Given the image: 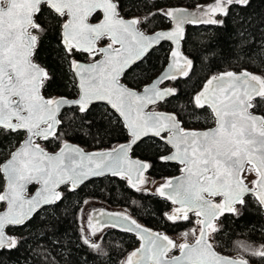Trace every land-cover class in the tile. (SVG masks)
<instances>
[{
  "label": "snow or ice",
  "instance_id": "6c2138e0",
  "mask_svg": "<svg viewBox=\"0 0 264 264\" xmlns=\"http://www.w3.org/2000/svg\"><path fill=\"white\" fill-rule=\"evenodd\" d=\"M249 3L250 0H214L202 9L205 19L188 22L223 26L230 8L247 7ZM97 12L102 16L97 23H91L90 18ZM163 15L175 22L174 30L149 37L139 30V18L127 20L121 15V0H0V133L26 135L11 159L0 166L6 179L0 202L7 204L6 211L0 213V250L17 246L15 238L6 236V228L24 226L39 208L60 201L62 193L57 189L62 184L75 191L88 177L105 173L129 180L135 173L136 183H143L140 176L149 165L131 160L129 153L131 145L142 137L154 136L174 150L172 155L160 159L183 165L181 177L168 180L157 190L160 196L180 206L167 219L187 220L188 213L194 212L202 217L197 221L201 230L194 244L176 245L167 236L142 229L132 220L134 227L123 230L136 232L142 243L121 264H247L242 258L229 259L218 254L209 237L218 231L215 221L225 212L236 214V205H244L246 195L251 194L264 206V116L253 112L254 108L264 107V77L246 71L212 76L190 101L194 108H209L216 121L214 129L202 133L185 130L175 114L147 113L148 105L175 95V90L160 91L152 86L137 93L121 82L123 74L160 39L177 44V50L172 52V67L164 79L186 77L192 66L191 60L179 51L183 24L189 14L172 10ZM53 34L60 55L83 52L93 61L87 65L71 61L78 100L43 95L52 76L36 63L35 57ZM239 35L244 36V30ZM102 40L108 44L98 48ZM52 50L57 51L55 47ZM93 101H106L115 110L131 137L129 144L114 152L87 155L67 142H62L59 152L48 153L36 142L61 140L65 128L61 110L75 109L83 114ZM164 132L171 135L164 136ZM246 165L258 177L254 181L258 191L249 189L241 178ZM33 182L41 187L34 197L28 198L26 187ZM136 183L132 186L136 187ZM205 194L221 196L223 201L212 203ZM89 227L92 228L91 219ZM95 231L92 229L90 235ZM82 238L94 251L100 249L88 236ZM177 247L180 255L166 259L167 253ZM251 254L264 257V247L251 250Z\"/></svg>",
  "mask_w": 264,
  "mask_h": 264
},
{
  "label": "trees",
  "instance_id": "16d2710c",
  "mask_svg": "<svg viewBox=\"0 0 264 264\" xmlns=\"http://www.w3.org/2000/svg\"><path fill=\"white\" fill-rule=\"evenodd\" d=\"M208 1L121 0V15L139 18L142 29L151 32L169 26L168 17L163 15L166 8L194 7ZM125 4L130 7H124ZM99 17L96 13L91 19L96 21ZM223 19V26L204 24L186 27L182 49L192 66L188 76L169 82L176 94L155 106L173 112L184 128H207L213 124L207 107L197 109L190 103L209 76L220 71L245 69L264 77V0H250L247 7L233 6L228 17ZM240 30H244V36L239 35ZM55 39V34L48 36L35 57L52 76L43 94L72 98L76 96L77 89L69 69L70 61H86L89 55L75 52L63 57L59 54V45L54 44ZM54 47L56 52L52 50ZM169 49L167 43H162L126 71L122 81L133 88L142 87L165 65ZM253 110L264 116V107ZM60 118L65 124L64 135L59 141L50 138L42 142L49 150L57 149L66 141L77 143L87 150L104 149L128 139L117 116L100 104L91 106L83 114L67 109ZM22 139V132L0 133V164ZM166 152L167 147L157 138L145 139L133 149L134 156L149 163V177L154 180L177 174L179 170L178 165L160 159ZM3 184L0 173V192ZM61 193L60 201L42 209L24 226L8 228V232L15 235L17 246L0 250V264H120L137 245V239L132 234L110 228L103 231L97 243L100 246L98 251L86 245L79 213L87 199L99 200L112 208H122L138 222L169 235L185 236L187 233L185 237L188 240L194 236L197 218L193 214H189L187 220H168L172 209L168 201L153 191L130 187L125 178H97L75 191L65 187ZM217 228V232L211 233V241L218 251L246 257L253 264H264V257L251 254V250L264 245V213L253 197H246L245 204L237 208L236 214L222 215ZM245 248L249 250L245 251Z\"/></svg>",
  "mask_w": 264,
  "mask_h": 264
},
{
  "label": "water",
  "instance_id": "95a60500",
  "mask_svg": "<svg viewBox=\"0 0 264 264\" xmlns=\"http://www.w3.org/2000/svg\"><path fill=\"white\" fill-rule=\"evenodd\" d=\"M213 2H214V0H210V1L206 2V3L198 4V5L194 6V7L172 6V7H169V8H166V9H165V12L172 11V10H183V11H185L186 13L189 14V15L186 17V22L183 24L182 38H181L180 41H179V51H180V53L182 54V57H186L187 59L190 60V58L188 57V55H186V54L184 53L183 49H182V42H183V39H184V34H185V29H186V27H187L188 25H196V26H197V25H204V23H192V22H188V21H196V20H199V19H205L206 17L203 16L202 9H206L207 6L213 4ZM97 13L99 14L100 17L102 16V13H100V12H97ZM95 14H96V13H95ZM100 17H99V18H100ZM123 17H124V16H123ZM91 18H92V17H91ZM91 18H90V22H91V23H97V22H98V19H97L96 21H93ZM124 18L127 19V20H130V19H132V18H137V17H124ZM168 19H169V26H168L167 28H160V29H156V30L151 31V32H146V31L142 30V29L140 28V25H139V30H140L141 32H143V34H144L145 36H149V37H155L158 33H167V32L173 31L174 28H175V22H174L171 18H169V17H168ZM162 43H167V44L169 45V47H170V49H169V53H168V56H167V61H166L165 65L162 67V69H161V70H160V71H159V72H158V73H157V74H156V75H155V76H154L149 82H147L146 84H144L142 87H140V88H138V89H137V88H133V87L128 86L126 83H124V82L122 81V78H121V82L124 83V84H126L129 88L135 90L137 93H142L143 90H144V88H146V87H152V86H156V87H158L160 91H166V90H168V89H173V90H175L174 87L171 86V85L169 84V82L172 81V80H170V79H164L166 73H168L169 70H170L171 67H172V62H173L172 52L177 50V44H176V42H175L174 40H165V39H160V40H158L156 43H154V44L148 49L147 53L143 56L142 59H144V58H145V57H146V56H147L152 50H154L155 48H157L158 46H160ZM107 44H108V41H107V40H106V42L100 41V42L97 44V47H98V48H103V47H105ZM80 53H83V52H80ZM83 54L89 55L88 53H83ZM96 58H97V59H100L99 56H97ZM142 59H141V60H142ZM72 60H75V61H77L78 63H80V64H85V65L90 64V63L93 62L92 60H86V61L78 60V59H72ZM72 60H71V61H72ZM141 60H138L136 63H138V62L141 61ZM35 61H36V60H35ZM71 61H70L69 69H70V71H71V74H72V76H73V79H74V82H75V86H76V89H77V94H76V96H75V97H72V98H68V97H63V96H45V95L43 94L46 98H54V99L65 98V99H67L68 101H74V100H78V99H79V89H78V87H77V83H76V81H77V77H76L75 74H74V70H73V68H72ZM36 63H38V62L36 61ZM136 63H135V64H136ZM38 64H39V63H38ZM135 64H133V65L131 66V68H132ZM39 65H40V64H39ZM40 66L43 67L42 65H40ZM181 66H183V61H181ZM43 68H44V67H43ZM129 69H130V68H129ZM129 69H128V70H129ZM128 70H127V71H128ZM245 71L248 72V73H252V74H255V75H257V76H260L259 74H256V73H254V72H251V71H249V70H245V69H244V70H240V71H234V70L220 71V72H218V73H215V74L209 76V77L205 80L204 84L201 86V88L198 90L197 93L201 92V91L206 87V85H207V81H208L212 76L220 75L221 73H226V72H233V73H236V74H240V73H243V72H245ZM179 77H182V76H178V78H179ZM172 96H173V95H172ZM169 97H171V96H168V97H166V98L160 100V101H159L158 103H156V104H150V105H148V106L146 107L145 111H146L147 113H149V114H152V113H159V114H174L173 112L168 111V110H166V109L155 108V106L159 105L161 102H163L164 100L168 99ZM98 104L103 105V106L107 107L108 109H110V110H111V111L117 116V118H118V114L115 112V110H113V109L110 107V105L107 104L106 101H93V102L89 105V108H90L91 106H93V105H98ZM65 110H67V108H63V109L61 110V115H62V113H63ZM208 110L211 112V110H210L209 108H208ZM253 112H254V114L257 115V116H262L261 114H259L258 112H255L254 110H253ZM61 115H60V116H61ZM211 115H212V113H211ZM212 117H213V116H212ZM118 119H119V118H118ZM119 121H120V119H119ZM121 124H122V123H121ZM122 125H123V124H122ZM123 127H124V126H123ZM182 127H183V126H182ZM215 127H216V121H215L214 118H213V124H212L210 127H207V128H199V129L184 128V127H183V128H184L185 130H193V131L201 132V133H202V132L208 131V130H210V129H214ZM124 129H125V131H126V134H127V136H128V139H127L126 141H123V142L117 143V144H115V145L112 146V147H108V148H104V149H92V150H87V149L83 148L82 146H80V145L77 144V143H73V142H69V141H66V142H67L70 146H72V147H75V148H79V149H81V150L83 151V153H85V154H87V155L94 154V153H101V152H114L116 149L120 148L121 145H127V144L130 143V139H131V137H130V135H129L127 129H126L125 127H124ZM22 133H23V139L21 140V142L19 143V145H17V146H16V147H15V148L9 153V155H8V156H7L2 162H1L0 166L5 165V164L11 159V155H12V153H14L15 151H17V150L21 147L22 143H23L24 140L26 139V135H25V133H24V132H22ZM162 135H164V136H170L171 134L168 133V132H164V133H162ZM148 138H157V139H160V140H161L160 137H154V136H146V137H142V138H141L140 140H138L135 144H132V145H131V152L129 153V157H130L131 160H134V161H141V162H144V163H146V164L149 165V163H148L146 160L140 159V158H138V157H136V156L133 155V149H134V147H135L136 145H138L140 142H142L143 140L148 139ZM39 141H42V142H45V141H44V140H37L36 142L39 143V144L45 149V151H47L48 153H57V152H59V151H60V148H61V145H62V144H61V145H60L57 149H55V150H49V149H47L45 146H43ZM161 141H162V142L165 144V146L167 147V152H166L163 156H170V155H172L174 150L172 149L171 145L166 144L163 140H161ZM162 161H164V160H162ZM164 162L174 163V164L178 165L179 170H178L177 174H174V175H171V176L165 177L164 179H162V181L158 182V184L156 185V187H155L153 193L156 194L157 196H159V197L165 199L166 201H168V202L170 203V205L172 206V209H171V212L169 213V215H171V214H174V210H175L176 208L180 207V206H179L178 204H173L171 200L166 199L165 197L160 196V195L158 194V191H157V190H158L162 185H164L168 180H170V179H171V180H174V179H176V178L181 177V176L183 175V173L181 172V168L183 167V165H181V164H179V163H177V162H175V161H164ZM247 167H250V165H246V166H245V170L242 172V174H241V178L244 180V183L249 187V189H251L252 191H258V187L254 184V181H256V180L258 179L256 173L254 172V173H255V178L253 179V181H252L251 184H249L248 181L246 180V178L244 177V173H245ZM1 174H2V173H1ZM2 176H3L4 184H3L2 191H1L0 193H3V192L5 191V188H6V179H5V177H4L3 174H2ZM102 177H120V176H112L110 173H105L104 175H101V176H90V177H88L87 179H85L83 183H81L80 185H78V186L76 187L75 190L79 189L83 184H85V183H87V182H89V181H91V180H93V179L102 178ZM147 177H149V167H148L146 170H144L143 173H142L141 176H140V179L143 180V183H136V182H137V176H136L135 173H133V175H132V177H131V180H129L128 178H125V179L127 180L128 185H129L130 187H132V188H134V189H141V188H143V186L146 184V182H147ZM133 183H136V187H133V186H132ZM40 187H41V185L36 184V183H34V182L28 184L27 187H26V196H27L28 198L34 197V196L36 195V193L38 192V190L40 189ZM65 187L69 188V185H63V184H62V185H60V186L58 187L57 191L61 192L62 189L65 188ZM166 191H167V189H166ZM248 196H251V197H253V198L256 200V198H255L254 196H252L251 194L246 195L245 198L248 197ZM205 198L208 199V200H210L212 203H221V202L223 201V197H221V196H215V197H213V196H208L207 194H205ZM245 198H244V199H245ZM57 202H58V201H57ZM57 202H56V203H57ZM256 202L258 203L257 200H256ZM0 203L2 204V207H1V209H0V213H2V212H4V211H6V209H7V204H6L5 202H0ZM53 205H54V204H53ZM258 205L261 207V209H262V211H263V213H264V206H261L259 203H258ZM49 206H52V205H44V206H42L41 208H39V209L33 214V216H34L35 214H37L38 212H40L42 209H44V208H46V207H49ZM239 206H241V205H236V208H238ZM189 214H193L198 220L202 219V217H197V216L195 215L194 212H189L188 215H189ZM224 214H233V213L225 212ZM224 214H223V215H224ZM33 216H32V217H33ZM122 216H127L129 219H128V220H123V219H121ZM220 217H221V216H220ZM220 217L218 218V220L220 219ZM90 219H91V222H92V228H90V227H89V228H90L91 230H92V229H96V232H101V234H102L103 231H105L106 229H110V228H111V229L119 230V231H121V232L129 233V234H132L133 236H135V238L137 239V242H138L137 245H136V246H135V247H134L129 253H127V255L124 257V259H123L122 261H125L126 258H127V257H128L133 251H135V250H137L138 248H140L141 243H142V241L140 240V238H139V236H138V234H137L136 232H129V231H124V230H123V229L126 228V227H134L133 225H131V221H132V220L136 221V224L140 225V227H141L142 229L150 230V231L153 232V233H159L161 236H167L169 239H171V240L175 243V241H174V239L172 238L171 235H169V234H167V233H165V232H162V231H160V230H156V229H154V228H151V227H149V226H146V225H144V224L138 222L134 216H132L131 214H129L126 210H124V209H122V208L115 209V208H112V207H110V208H109V207H101V208L94 209V210H92V211L90 212V215L88 216V226H89V220H90ZM218 220L215 221L216 226H217V222H218ZM113 225H115V226H113ZM10 227H12V226L7 227L6 230H5V232H6V236L11 237V238H15V239H16L15 235H13V234H11L10 232H8V228H10ZM16 227H21V226H16ZM200 230H201V225L198 223V224H197V232H196V234H195V237L192 239V241H189V242H183V243H188V244H190V245H191V244H194V243H195V240H196L197 237H198V234H199ZM209 239H210V242L212 243V241H211V235H210ZM183 243H181V244H183ZM175 244H176V243H175ZM212 244H213V243H212ZM213 247H214L215 251H216L218 254H220L221 256H223V257H225V258H229V259H239V258H242V259H244V260L247 261V264H253V263H251L246 257H243V256H233V255L224 254V253H221L220 251H218V250L216 249V247L214 246V244H213ZM6 249H7V248H6ZM173 251H175V254L169 256V254H170L171 252H173ZM179 255H180V249H179V248H178V249H177V248H173V249H171V250L167 253L166 259L171 260V259H173V258H175V257H177V256H179ZM120 264H121V263H120Z\"/></svg>",
  "mask_w": 264,
  "mask_h": 264
},
{
  "label": "rangeland",
  "instance_id": "374dc122",
  "mask_svg": "<svg viewBox=\"0 0 264 264\" xmlns=\"http://www.w3.org/2000/svg\"><path fill=\"white\" fill-rule=\"evenodd\" d=\"M141 27V26H140ZM142 29V27H141ZM143 30V29H142ZM87 60H91V59H87ZM42 144V141H39ZM43 145V144H42ZM44 146V145H43ZM248 168L246 169L245 173H244V177L246 178V180L248 181L249 184L252 183L253 179L255 178V173L254 172H249ZM162 181V179L159 180H154L151 177H147V182L146 184L143 186V189L149 190V191H154L156 185L158 184V182ZM101 207H109L107 206L105 203L96 200V199H87L83 202L81 209H80V213H79V222H80V226H81V232H82V236H88V238L93 242V243H98L101 237V232H96L94 235H90V232L92 231L89 226H88V216L90 215V212L94 209L97 208H101ZM110 208V207H109ZM118 209V208H115ZM171 212V211H170ZM169 212V213H170ZM198 221V219H197ZM197 222H196V227H195V234L197 232ZM195 234L193 236V238L195 237ZM172 238L174 239L176 245H180L183 242H189L192 241V239L188 240L184 235H179V236H174L171 235ZM264 247V245L260 246V248ZM178 249V247H177ZM175 254V251L171 252L169 254V256ZM233 256H240L237 254H234Z\"/></svg>",
  "mask_w": 264,
  "mask_h": 264
},
{
  "label": "flooded vegetation",
  "instance_id": "af4514ba",
  "mask_svg": "<svg viewBox=\"0 0 264 264\" xmlns=\"http://www.w3.org/2000/svg\"><path fill=\"white\" fill-rule=\"evenodd\" d=\"M85 55H86V54H85ZM87 56H88V55H87ZM89 59H91L90 56H89Z\"/></svg>",
  "mask_w": 264,
  "mask_h": 264
}]
</instances>
